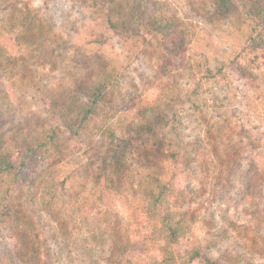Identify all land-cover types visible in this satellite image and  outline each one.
I'll list each match as a JSON object with an SVG mask.
<instances>
[{
	"label": "rangeland",
	"instance_id": "obj_1",
	"mask_svg": "<svg viewBox=\"0 0 264 264\" xmlns=\"http://www.w3.org/2000/svg\"><path fill=\"white\" fill-rule=\"evenodd\" d=\"M85 1H23L50 30L33 54L0 33V74L17 111L7 120L39 136L59 129L16 176L0 177V264H158L143 214L181 149L194 154V172L173 208L194 229L177 249L264 264V46L247 47L257 0H234L229 13L217 0H146L127 38L105 28L104 6ZM16 66L42 80L8 85ZM110 69L120 90L94 107L81 138L72 135L61 108L86 102L76 84ZM126 237L136 247L112 255Z\"/></svg>",
	"mask_w": 264,
	"mask_h": 264
},
{
	"label": "trees",
	"instance_id": "obj_2",
	"mask_svg": "<svg viewBox=\"0 0 264 264\" xmlns=\"http://www.w3.org/2000/svg\"><path fill=\"white\" fill-rule=\"evenodd\" d=\"M24 0H0V13H4L0 18V33L6 32L10 35L8 38L15 49L25 48L31 50V54L44 47L48 42L50 30L44 29V24L48 23L39 18L37 11H30L29 6ZM84 2L85 0H77ZM96 6H104V26L109 31L115 33L117 37L127 38L131 35L132 26L139 16L140 8L145 5L146 0H92ZM86 2V1H85ZM237 4L234 0H217L216 10L219 13H229L235 11ZM254 9L250 12V20L253 26L247 38V47L251 52L258 51L264 46V0H257ZM98 37L102 38L103 35ZM96 38L99 43L106 45L104 40ZM7 58V52L3 53ZM7 55V56H6ZM14 58L21 59V56L10 54ZM35 56V55H34ZM23 60H26L23 57ZM18 63V60L16 64ZM17 67V66H16ZM14 68L13 74L8 81V85H18L20 89L29 88L35 79H40V75L27 66ZM1 69V64H0ZM119 76V75H118ZM117 73L114 69L107 70L98 75L89 78L83 84H76L79 95L86 100L83 104L64 105L59 112L60 126L74 136H79V130L85 126V123L94 113V107L105 100L113 92L120 90ZM37 88L39 93L46 96L50 91L48 88ZM52 97V96H51ZM54 95L52 98H55ZM10 92L6 88L0 74V177L16 176L15 170L21 171L25 166L27 159L32 158L36 148L44 142L51 143L58 141L57 128H50L44 135L25 134L20 128L17 129L14 121H8L7 118L16 117V107L10 101ZM74 106V109L71 110ZM12 115V116H11ZM146 123V122H144ZM21 156L20 165L16 167L15 160ZM170 159L174 162L175 170L169 180H159L154 184L147 199V205L143 218L149 224L148 236L145 239L151 240L156 244V251L160 255L158 264H184L182 259L188 263L194 260L203 259L207 264H221L216 261H210L200 248L187 250L181 253L177 247L182 240L186 239L194 229L193 218L186 217L174 210L173 203L183 190L177 188L182 178H189L193 175L194 154L185 150L173 152ZM138 233V231L136 232ZM137 241L126 237L122 242L112 248L111 254L115 256H124L135 248ZM139 243V242H138Z\"/></svg>",
	"mask_w": 264,
	"mask_h": 264
}]
</instances>
